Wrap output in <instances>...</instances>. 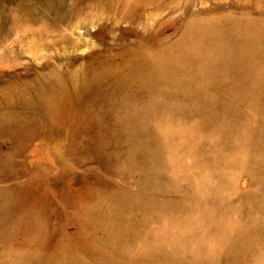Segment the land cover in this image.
<instances>
[{
  "label": "rangeland",
  "instance_id": "obj_1",
  "mask_svg": "<svg viewBox=\"0 0 264 264\" xmlns=\"http://www.w3.org/2000/svg\"><path fill=\"white\" fill-rule=\"evenodd\" d=\"M193 22L213 23L218 38L236 41L232 46L243 41L244 61L263 63L264 0H0V189L12 201L0 226L31 207L43 209L49 223L41 245L27 220L0 235V264L49 262L70 249L89 257L93 249L81 242L96 236L82 210L110 195L150 196L151 167L135 161L137 139L117 110L126 94L136 102L160 99L133 74L150 64L167 68L180 85L212 93L226 115L160 116L167 127L153 128L162 151L158 180L181 186L159 194L180 199L190 187L207 200L176 221H141L110 253V264H146L160 240L164 250L192 252L189 264H264V228L250 196L264 190V153L250 137L264 126V76L251 65L209 73L197 48L168 53ZM226 118L240 138L223 148ZM139 209L136 218L145 215ZM245 237L231 257L233 243Z\"/></svg>",
  "mask_w": 264,
  "mask_h": 264
},
{
  "label": "bare ground",
  "instance_id": "obj_2",
  "mask_svg": "<svg viewBox=\"0 0 264 264\" xmlns=\"http://www.w3.org/2000/svg\"><path fill=\"white\" fill-rule=\"evenodd\" d=\"M194 18L196 19L197 16ZM212 25L214 24L212 23ZM212 25L193 22L189 25L186 34L168 48V53L176 56L185 55L187 52H194L192 50L197 48L195 51L201 50V52L199 50V53H201L200 60L204 70L209 73H214L218 70L223 72L237 71L240 73L251 65L254 75L264 76V61L263 63L253 62V58H247L244 61L239 51L243 41L237 42L234 45L235 47L232 46V43L236 41L232 40V43H228L225 41L226 39L224 40L220 36L218 38L214 29L216 26L213 27ZM215 40L219 41L215 42ZM261 48L264 50L263 46ZM258 53L261 52L259 51ZM253 55L252 57H254ZM247 57L249 56L247 55ZM244 73H249V71ZM133 74L138 80L153 85L158 93L162 95L160 99L143 102H136L127 94L117 99V110L120 119L126 126L127 132L137 139V144L133 149L134 159L139 163H147L151 167L147 180L152 188L150 196L127 192L98 199L94 204L86 206L81 212L82 220L88 227L93 228L96 236L94 242L88 243L86 240L81 242V244L84 243L93 249L89 257L79 258L74 254L73 249H70L66 255L54 258L49 262L32 261L30 264H110L112 263L111 260H113L110 253L126 245L127 238L129 235L136 233V229L139 227L138 224L141 221L151 219L176 221L181 219L186 212H190L191 209L194 210L199 199L204 202L207 200V194L204 197L198 196L197 191L190 187H185L184 195L180 199L159 194V191L165 187L178 189L181 185L175 180L166 182L158 180L162 151H160L161 147H159L160 140L158 141L154 135L153 128L156 126L167 127L160 116L162 114L170 115L176 110L186 114L209 113L210 115H226L223 112L224 110H221L223 104L220 105V99H215V97L211 96V92V94L207 93V90L200 92L202 90H192L185 87V85H180V81L175 77V74L161 65H141L134 70ZM262 102L264 104V100ZM227 121L228 119L225 122L222 139L219 144L223 148L228 147L232 142L240 138L234 124L232 125ZM250 137L254 146L264 153V126L254 129ZM146 139L150 141H145ZM220 152L221 150L217 153L219 154ZM250 196L254 197L258 202L257 222L259 227L264 228V190L252 192ZM139 207L145 210V215H142V218H136V215H134L136 214L134 210L137 208L140 210ZM11 208L10 193L0 189V219L4 218ZM22 220H27L31 224L29 228L33 232L32 237L36 245L43 244L49 231V223L45 211L40 208L31 207L24 209L19 219L9 223L4 222L0 226V235L2 237L5 236L11 227H18ZM246 239L247 237L239 238L233 243L230 253L231 257L237 256ZM160 241L151 244L152 259L146 264H189L193 258L194 254L192 252L191 254L190 252H185L184 255L179 254L175 246L170 250H166V247L165 251L164 241ZM23 264H27V261H24ZM214 264L221 263L215 261Z\"/></svg>",
  "mask_w": 264,
  "mask_h": 264
}]
</instances>
